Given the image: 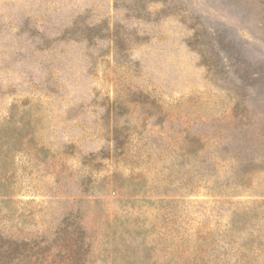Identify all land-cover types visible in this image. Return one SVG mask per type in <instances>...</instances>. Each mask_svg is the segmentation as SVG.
Returning <instances> with one entry per match:
<instances>
[{"label":"rangeland","instance_id":"rangeland-1","mask_svg":"<svg viewBox=\"0 0 264 264\" xmlns=\"http://www.w3.org/2000/svg\"><path fill=\"white\" fill-rule=\"evenodd\" d=\"M0 264H264V0H0Z\"/></svg>","mask_w":264,"mask_h":264},{"label":"trees","instance_id":"trees-1","mask_svg":"<svg viewBox=\"0 0 264 264\" xmlns=\"http://www.w3.org/2000/svg\"><path fill=\"white\" fill-rule=\"evenodd\" d=\"M2 254H4V252H2Z\"/></svg>","mask_w":264,"mask_h":264}]
</instances>
